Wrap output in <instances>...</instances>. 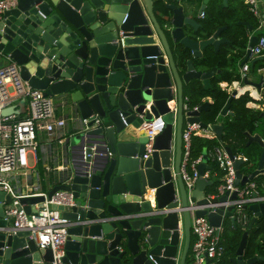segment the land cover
I'll use <instances>...</instances> for the list:
<instances>
[{
	"label": "water",
	"instance_id": "1",
	"mask_svg": "<svg viewBox=\"0 0 264 264\" xmlns=\"http://www.w3.org/2000/svg\"><path fill=\"white\" fill-rule=\"evenodd\" d=\"M215 1L223 6L228 2L16 0L14 7L0 15V67L15 63L24 81L79 123L63 142L66 170L48 188L39 187L48 198L58 191L72 194V207H52L72 223L60 264H186L191 242L189 209L212 203L206 189L213 182L198 179L189 202L180 175L182 128L184 122L198 123L223 143V126L204 123L201 113L210 103L190 108L185 92L192 80L200 81L205 90L210 88L221 70L197 69L192 60L182 69L176 51L180 46L199 59L207 47L218 52L228 42L223 36L226 26L206 39L198 36L201 25L189 15L198 5L202 13ZM243 24L251 33L252 28ZM257 41L252 34L240 67L249 63L250 71L255 62L264 60V55L251 57L250 48ZM237 83L261 93L264 73H248ZM235 95L231 94L219 117L233 115L230 107ZM11 112L17 114L15 106L1 115ZM159 116L165 128L144 158L148 144L144 125ZM94 118L99 125H82L83 120ZM260 118L264 120V107ZM245 134V147L256 144L261 153L252 162L243 156L234 159L233 149L224 147L233 160L235 187L264 180V138ZM208 160L205 153L197 165L200 175L209 169ZM259 196L252 191L246 198ZM43 200L21 197L15 208L35 214V205ZM235 200L236 191H225L215 203H230L227 207L220 205L215 213L194 210L193 215L206 216L214 227L225 220L236 227L231 204ZM5 205H12V198L0 192V264H51L50 249H38L28 230H12L13 220L5 219ZM242 210L252 214L250 230L257 218L264 217V201H250ZM247 236L242 234L231 264L261 260H243Z\"/></svg>",
	"mask_w": 264,
	"mask_h": 264
},
{
	"label": "built area",
	"instance_id": "2",
	"mask_svg": "<svg viewBox=\"0 0 264 264\" xmlns=\"http://www.w3.org/2000/svg\"><path fill=\"white\" fill-rule=\"evenodd\" d=\"M249 11L259 20L256 0H243ZM16 5V0H0V15L5 10ZM203 16V13H201ZM260 28L261 22L259 20ZM251 57H261L264 55V37L258 38L257 43L250 48ZM262 71V70H260ZM249 73V65L245 64L240 68L241 80ZM22 104L26 109L24 116L20 115L18 106ZM52 98L45 96L42 91L32 88L27 81L20 76L19 67L12 62H8L0 67V192H4L12 198V205H5L4 215L6 220H13L12 230H28L29 239L32 240L38 249H50L52 252L51 264H60V259L64 255L63 245L67 236V228L72 223L62 217V212L55 207L70 208L73 206L72 194L58 191L50 198L39 188L27 187L24 195H20L11 185V177L14 173L28 167V155L34 153L39 146L38 134L42 132L52 133L55 129H62L66 121L62 118H55L57 107ZM12 106L16 107L14 112L8 115H1V112ZM89 123L99 125L98 118L85 119L82 125L87 127ZM165 122L162 117L154 118L144 125V133L148 138L146 145L147 158L151 153L154 138L162 133ZM200 124L186 123L182 128V158L180 165V175L184 188L188 193V200L192 204L191 193L198 179L210 180L211 176H219V185L212 193L206 192L208 199L212 203L191 207V242L189 247V264H216L225 254L222 245L221 235L223 226H211L206 216L194 217V210H207L215 213L218 206L227 207L230 203H215L217 197L223 195L225 191H236L237 200L231 202L235 205L236 225L242 229L249 226L251 217L242 206L250 201H264V196L255 199L246 198L256 185L247 184L243 187H235L236 171L233 160L230 159L224 145L219 144L209 153L210 159L217 165V171L212 173L205 170L202 175L197 170V165L202 162V157L191 160L192 140L194 137H206ZM109 155V153H108ZM235 156L234 159H239ZM246 160V158H244ZM21 197H43L40 204L35 205V214L27 215L23 210H18L15 206ZM223 223V222H222Z\"/></svg>",
	"mask_w": 264,
	"mask_h": 264
},
{
	"label": "trees",
	"instance_id": "3",
	"mask_svg": "<svg viewBox=\"0 0 264 264\" xmlns=\"http://www.w3.org/2000/svg\"><path fill=\"white\" fill-rule=\"evenodd\" d=\"M209 6L211 11H206L204 18L195 19L201 25V32L198 36L206 39L218 27L226 26L223 36L228 42L222 45L218 52H214L211 47H207L199 59H193L188 50L180 47V68L184 69L186 61L192 60L197 69L209 70L212 67H217L221 70V74L212 78L211 87L206 90L200 81L192 80L189 87L186 88L185 98L188 106L193 108L200 105L203 98L210 97L212 104H210L207 111L201 113V120L206 124L220 123L223 126L222 144L224 147L232 148L235 156H243L247 161L256 162L260 156L261 149L256 144L245 147L247 142L245 133L247 132L251 135L258 133L264 138V120L260 118L261 111L246 107L247 103L254 101L245 93L237 99L232 98L230 107L233 112L232 116L219 117L222 108L230 98V95L219 84H231L240 81V71L237 69V64L245 56L250 36L253 34L258 38L264 37V30L259 31V20L252 15L243 0H228L226 6H223L221 1H215L210 3ZM243 23H248L252 27L251 33L248 32V27ZM228 55L229 57L227 58ZM257 70H262L264 73V60L255 62L253 70H250L249 74ZM219 144L216 139L194 137L192 140L191 160H196L199 157L203 158L205 153L209 155ZM207 164L209 167L208 171L212 173L217 171V165L210 157ZM210 180L212 179L210 178ZM252 183H255L256 187L259 188L261 183H264V180L258 178ZM218 185L219 183L217 185L214 184V191ZM259 193L260 195L262 194V192ZM247 214L251 217L250 212L247 211ZM224 223H227L225 225L224 241H222L225 249L224 256L235 255L241 236L247 231L248 236L243 251V260L258 257L261 260L255 264H264V217L257 218L250 230L248 228L243 230L239 226L233 228L229 220ZM228 229L231 232H228ZM186 264H189V253Z\"/></svg>",
	"mask_w": 264,
	"mask_h": 264
},
{
	"label": "crops",
	"instance_id": "4",
	"mask_svg": "<svg viewBox=\"0 0 264 264\" xmlns=\"http://www.w3.org/2000/svg\"><path fill=\"white\" fill-rule=\"evenodd\" d=\"M257 8H258V16L261 22V28L259 31L264 30V0H256ZM198 7L196 10L191 12L189 15L194 19H202L204 18V13L209 10L210 6H206L201 16V13H198ZM211 11V10H209ZM248 24V23H247ZM252 28V27H251ZM248 30V29H247ZM253 59V58H252ZM249 65V63H248ZM240 64H238V69L240 70ZM261 73V72H260ZM252 78V77H251ZM222 89L226 90V92L231 96L232 93H236L234 96L235 99L244 95L245 93L254 101L246 104V107L249 109H259L261 111L262 107H264V91L261 93H257L255 89L250 87H243L237 82H233L232 84L222 83L220 86ZM202 102H209L212 104V99L210 97H205L202 99ZM55 103V102H54ZM56 107L57 105L54 104ZM21 108H17L20 112L21 116H24L26 113L25 107L20 104ZM232 112V110L230 109ZM233 113V112H232ZM55 118H62L66 121V125L62 129H55L52 133L42 132L38 134V142L39 146L34 153H30L28 155V167L19 172H16L11 177V185L15 188L17 192L26 191L27 187L39 188L46 187L48 188L52 182L59 179L61 174L66 170L67 167V157L63 151V142L68 137L69 134L74 132V130L79 126V123L75 117L71 115H67L62 112L58 107L55 111ZM186 122H184L185 126ZM175 128V125H174ZM209 139H216L213 134L206 133L204 134ZM217 140V139H216ZM175 149L172 148L171 162H174ZM208 166V164H207ZM207 170V169H206ZM244 173V172H243ZM218 183L219 176L217 177ZM212 181V180H211ZM213 182V181H212ZM255 184V183H254ZM256 185V184H255ZM214 186V182H213ZM257 186V185H256ZM211 188V187H210ZM209 189V188H207ZM206 189V192H207ZM253 191L262 192L261 196H264V183H262L259 188L256 187ZM260 194V193H259ZM259 196V197H261ZM252 218V214H251ZM251 220V219H250ZM226 221V220H225ZM224 221V222H225ZM222 223L223 233L221 235V241H224V233H225V225L227 223ZM231 227L233 225L230 223ZM236 227L233 228H237ZM241 228V227H239ZM248 228V227H247ZM246 228V230H247ZM242 229V228H241ZM244 230V229H243ZM228 232H231L228 229ZM247 232V231H246ZM240 242V241H239ZM238 248V247H237ZM182 249V246H181ZM235 255L224 256L219 262L216 264H231L229 260ZM260 260V259H259ZM257 260V261H259ZM256 263V262H255ZM178 264V263H177Z\"/></svg>",
	"mask_w": 264,
	"mask_h": 264
},
{
	"label": "rangeland",
	"instance_id": "5",
	"mask_svg": "<svg viewBox=\"0 0 264 264\" xmlns=\"http://www.w3.org/2000/svg\"><path fill=\"white\" fill-rule=\"evenodd\" d=\"M256 76H257V75H256ZM18 107L21 108V106H18ZM211 179H212V181L214 182L215 185L218 184V179H217V177H215V176H211ZM213 191H214V187H211V188L207 189V192H208V193H212Z\"/></svg>",
	"mask_w": 264,
	"mask_h": 264
},
{
	"label": "flooded vegetation",
	"instance_id": "6",
	"mask_svg": "<svg viewBox=\"0 0 264 264\" xmlns=\"http://www.w3.org/2000/svg\"><path fill=\"white\" fill-rule=\"evenodd\" d=\"M176 53H177L178 59H179V61H180V46L178 47Z\"/></svg>",
	"mask_w": 264,
	"mask_h": 264
}]
</instances>
